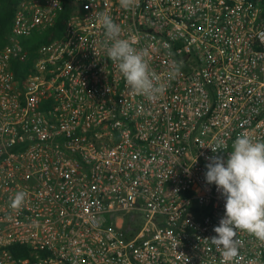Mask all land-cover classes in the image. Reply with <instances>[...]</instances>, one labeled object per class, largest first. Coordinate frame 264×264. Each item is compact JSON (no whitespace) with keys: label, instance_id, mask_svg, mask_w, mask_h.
<instances>
[{"label":"built area","instance_id":"2783aa9c","mask_svg":"<svg viewBox=\"0 0 264 264\" xmlns=\"http://www.w3.org/2000/svg\"><path fill=\"white\" fill-rule=\"evenodd\" d=\"M16 2L0 42V264H236L210 240L225 198L205 173L238 135L264 141V0ZM67 6L63 33L18 83L21 40ZM102 12L147 50L163 95L126 85L104 49ZM171 60L182 67L169 82ZM217 140L224 148L213 153ZM18 191L27 197L14 210ZM129 213L141 219L131 237ZM236 238L238 264H264V242Z\"/></svg>","mask_w":264,"mask_h":264},{"label":"clouds","instance_id":"9594fccd","mask_svg":"<svg viewBox=\"0 0 264 264\" xmlns=\"http://www.w3.org/2000/svg\"><path fill=\"white\" fill-rule=\"evenodd\" d=\"M137 0H119L122 9L131 10ZM98 22L104 28V49L108 59L116 64L126 85L138 95L151 100L163 95L167 88L160 83V77L151 70L146 49L135 47L136 37L121 38L122 28L111 15L98 14ZM169 55L170 52L169 46ZM182 62L171 60L168 64L169 82L180 75ZM213 153L224 148V141L217 140ZM205 180L215 184L225 198V214L219 225L214 227L212 244L222 250V255L238 264L240 241L237 231H245L264 242V141H253L247 134L237 136L232 150L225 161L220 155L207 158ZM27 197L25 191H18L11 199V207L20 209Z\"/></svg>","mask_w":264,"mask_h":264},{"label":"trees","instance_id":"16d2710c","mask_svg":"<svg viewBox=\"0 0 264 264\" xmlns=\"http://www.w3.org/2000/svg\"><path fill=\"white\" fill-rule=\"evenodd\" d=\"M16 0H0V42L5 40L9 33L13 21V15L16 8ZM71 13L70 8L59 15L53 27L48 28L40 33H33L30 37L22 39V45L27 52L23 61L15 60L11 63V70L15 80L21 83L27 75L30 74L36 59L37 49L46 43L58 38L63 33V20ZM141 219L138 214L129 213L124 217V231L127 237L134 235L133 229H139ZM11 252L22 258H29V249L25 246L14 245L10 248Z\"/></svg>","mask_w":264,"mask_h":264}]
</instances>
